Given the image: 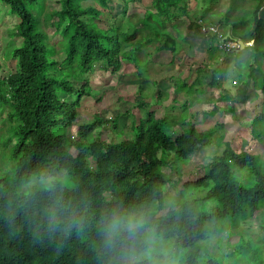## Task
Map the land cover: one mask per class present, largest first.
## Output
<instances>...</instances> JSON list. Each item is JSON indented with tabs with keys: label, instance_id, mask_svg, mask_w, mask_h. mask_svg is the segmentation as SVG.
I'll list each match as a JSON object with an SVG mask.
<instances>
[{
	"label": "trees",
	"instance_id": "16d2710c",
	"mask_svg": "<svg viewBox=\"0 0 264 264\" xmlns=\"http://www.w3.org/2000/svg\"><path fill=\"white\" fill-rule=\"evenodd\" d=\"M101 1L108 5L107 0ZM206 1L213 5L217 0ZM0 2L19 19L16 36L22 39L11 53L16 71L0 78V107L11 110L9 121L14 126L12 138L4 145L5 155L0 157V264H131V253H140L144 236L125 233L109 242L103 225L113 212L143 216L160 241L170 243L159 242L158 252L173 247L174 252L186 251L178 264H264V158L244 150L240 132L224 142L219 129L200 131L186 117L173 120L146 112L145 119L134 123L132 140L91 139L105 123L101 120L76 127L77 136L66 143L61 133L75 126L82 100L89 95L85 92L88 83L77 90L73 82H84L81 77L95 65H106L118 74L121 55L137 54L156 42H162L158 51L175 52V39L164 27L186 13L183 0H154L158 20L152 21L149 14L141 22L140 28L151 30V37L143 43L136 41L137 35L118 27L100 28L93 22L100 13L83 8L80 0H61L60 11L45 18L57 19L53 43L60 44L65 54L59 67L50 60L55 50L41 28L43 3ZM263 6L264 0H258L246 12L250 15L247 20L233 22L227 14L218 21L223 28L231 27L230 39L252 44L242 52H253L254 59L248 65V78L253 83L250 92L263 96V114L246 121L244 129H250L257 141L264 139V22L259 17ZM64 22L67 25L62 27ZM194 23L195 31L200 32ZM214 43L219 39L211 36L209 44ZM211 47L208 50L212 51ZM137 59L133 57L131 62L138 65ZM2 69L0 63V72ZM220 73L219 68L213 71L211 88L217 87ZM203 86L204 81L197 78L191 86L178 84L176 91L193 97L200 93L195 88ZM61 94L76 98L67 103ZM142 96L139 92L138 108L145 105ZM162 98L163 93L158 92V104ZM232 101V94L222 91L219 102L228 103L233 114ZM217 111L214 108L206 115ZM107 124L114 129L118 126L117 120ZM175 127L180 128L176 138L166 133ZM214 143L222 150L205 167L203 178L168 197L167 188L179 184L167 181L165 170L177 169L200 148ZM257 218L262 234L255 239L241 238L233 257L223 258V243L239 233L241 224ZM174 252L170 251L171 256ZM135 264L149 261L140 258Z\"/></svg>",
	"mask_w": 264,
	"mask_h": 264
},
{
	"label": "rangeland",
	"instance_id": "374dc122",
	"mask_svg": "<svg viewBox=\"0 0 264 264\" xmlns=\"http://www.w3.org/2000/svg\"><path fill=\"white\" fill-rule=\"evenodd\" d=\"M40 1L44 6L40 17L41 28L49 36V44L55 50L50 60L58 63L57 67H59V64H62L65 59V54L60 44L53 43L56 40L53 24L57 19L46 21L45 18L46 15L60 11L61 0ZM183 1L182 7H185L186 13L178 15V20L173 24L176 25L175 27L170 23L164 27L175 39V52L158 51L157 48L161 46L162 42L152 43L142 47L137 54L132 52L121 55L119 60H122L123 63L118 74L114 73L112 69H106V65L97 64L92 72L81 77L84 82H75L71 79L77 90L85 86L84 83H88L85 92L89 95L82 100L75 126L61 131L65 136V143L68 138L77 136L76 127L94 122L98 124L97 122L100 120L105 123L97 129L91 139L100 137L108 142L120 138L132 140L134 123L145 119L148 112H155L157 118L178 120L186 117L188 121L192 120L200 131L219 129V134L224 137V142L230 141L236 132H240L244 150L251 155L264 158V139L262 141L254 140L249 134L250 129H244L246 121L263 114V96L260 92H250L253 83L248 78V65L254 59L253 52L248 49L246 52H242V50L225 54L221 51L222 49H219L218 43L209 44L211 36L196 32L192 24L194 22L198 24L202 20L206 24H218V21L227 14L230 15L229 19L233 22L238 23L240 18L247 20L250 15L246 12L252 10L258 0H217L213 5L206 0ZM153 2L154 0H107L106 4L108 5L106 6L101 0H80L83 8H92L100 13V16L93 20L100 28L118 27L123 32L137 35L136 41L142 43L151 37V30L140 28L141 22L149 18V14H152V21L158 20L155 18L156 9ZM34 14L36 15V11ZM259 17L264 19V6ZM66 25L67 22H64L62 27ZM161 25L159 23V26ZM18 26L17 16L12 15L10 8L0 2V63L3 65L0 78L8 77L17 69V62L11 53L20 47L22 42V39L16 36ZM219 29L223 37L231 36L230 26L225 28L220 26ZM210 47L212 51L208 50ZM133 57L138 58V65L131 62ZM218 58L220 59L216 60ZM218 68L221 73L218 75L217 87L211 88L209 84L212 73ZM71 73L74 74V72ZM197 78L204 81L203 87L195 88L200 91L199 94L189 97L183 91L177 93L178 84L186 82L187 86H191ZM222 91H227L233 96V114L229 110L228 103L219 102ZM139 92H142V99L145 101L143 108H138ZM158 92L163 93L160 104L156 99ZM60 96L67 103L76 98V95L69 98L63 94ZM214 108L218 110L215 115H206L213 112ZM10 114L9 108L0 107V157H4V152H6L4 145L12 138L11 129L14 126L9 121ZM116 120L118 123L116 129L113 125L107 124V121ZM166 133L176 138L180 134V128L167 129ZM221 150L222 148L217 147L214 143L209 148H200L189 161L179 163L177 169H166L165 179L179 184L176 188L170 185L167 188V196H177V190H182L186 184L203 178L205 167L211 162L212 157ZM71 152L76 155L75 150L72 149ZM88 162L92 165L90 159ZM0 171L2 170L0 169ZM242 174L245 173L242 172ZM44 177L47 178V174H44ZM63 177L65 179V176ZM260 230L258 218L241 224L238 231L241 236L238 233L225 241L221 256L231 259L233 250L240 239H247L249 236L255 239L262 234ZM161 243L170 244L169 242ZM215 243H217L216 240L210 245L211 249H214ZM165 247L163 246V248ZM170 251L174 252L175 247L165 248L163 253H167L174 264H178L182 256L186 254V251H176L171 256ZM222 264L230 263L222 261Z\"/></svg>",
	"mask_w": 264,
	"mask_h": 264
},
{
	"label": "clouds",
	"instance_id": "9594fccd",
	"mask_svg": "<svg viewBox=\"0 0 264 264\" xmlns=\"http://www.w3.org/2000/svg\"><path fill=\"white\" fill-rule=\"evenodd\" d=\"M197 25L200 26V32L202 25L204 26L215 25L218 27V29L220 27L218 24L215 23L206 24L204 20L198 22ZM222 38L224 40H232L230 39V36H226V37L222 36ZM232 41H236V40H232ZM236 42L240 44V41H236ZM245 46L246 48L251 47L252 44H247ZM240 49H241V45H240ZM240 49L237 51H242ZM103 230L109 242L115 239H119L121 235L125 233L130 236H134L138 233L143 234L145 243L139 254H137L134 250L132 251L131 264H135V261L140 258H147L149 264H174V261L169 258L167 253L157 251V244L160 242V237L157 235L154 228L149 225V223L146 221V219L143 216H137V215L124 216L119 213L113 212L109 217L105 219ZM157 256H159L160 258L157 259L156 258Z\"/></svg>",
	"mask_w": 264,
	"mask_h": 264
},
{
	"label": "built area",
	"instance_id": "2783aa9c",
	"mask_svg": "<svg viewBox=\"0 0 264 264\" xmlns=\"http://www.w3.org/2000/svg\"><path fill=\"white\" fill-rule=\"evenodd\" d=\"M201 32L209 36L217 37L219 39L220 49H222L224 53L230 54L240 49V44L238 42L232 40H224L222 38L221 32L219 31L218 27L215 25L212 26L202 25Z\"/></svg>",
	"mask_w": 264,
	"mask_h": 264
},
{
	"label": "water",
	"instance_id": "95a60500",
	"mask_svg": "<svg viewBox=\"0 0 264 264\" xmlns=\"http://www.w3.org/2000/svg\"><path fill=\"white\" fill-rule=\"evenodd\" d=\"M240 45H241V50H244V48H245L244 43L240 41Z\"/></svg>",
	"mask_w": 264,
	"mask_h": 264
},
{
	"label": "crops",
	"instance_id": "0c3cea01",
	"mask_svg": "<svg viewBox=\"0 0 264 264\" xmlns=\"http://www.w3.org/2000/svg\"><path fill=\"white\" fill-rule=\"evenodd\" d=\"M263 22H264V19H261ZM214 24V23H213ZM250 44V43H249ZM245 48H246V46H245ZM241 50V49H240Z\"/></svg>",
	"mask_w": 264,
	"mask_h": 264
}]
</instances>
